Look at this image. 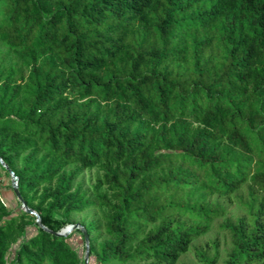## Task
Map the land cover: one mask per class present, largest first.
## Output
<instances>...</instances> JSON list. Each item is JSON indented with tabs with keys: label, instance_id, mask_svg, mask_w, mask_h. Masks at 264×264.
<instances>
[{
	"label": "trees",
	"instance_id": "1",
	"mask_svg": "<svg viewBox=\"0 0 264 264\" xmlns=\"http://www.w3.org/2000/svg\"><path fill=\"white\" fill-rule=\"evenodd\" d=\"M0 43L28 69L0 52V155L44 225L0 200V264H82L55 212L95 206V264H177L243 187L229 264H264V0H0Z\"/></svg>",
	"mask_w": 264,
	"mask_h": 264
},
{
	"label": "rangeland",
	"instance_id": "2",
	"mask_svg": "<svg viewBox=\"0 0 264 264\" xmlns=\"http://www.w3.org/2000/svg\"><path fill=\"white\" fill-rule=\"evenodd\" d=\"M0 52L5 57L4 64L8 65L12 70L15 71V76L18 77L21 73L27 74L28 69L23 65L22 60L9 46L0 43ZM20 163V162H19ZM18 163V164H19ZM103 176V170L99 167L88 168L83 170L75 179V186L81 185L82 189L91 197L95 198V186L98 179ZM0 200L3 201L13 214L24 210L20 200L14 192L12 185L11 174L0 164ZM101 191H107V187L103 186L100 188ZM248 190L247 187H243L236 194L232 196H211L212 202H218L226 208L224 215L218 217L213 224L211 229L206 234L196 239L193 243L191 250L183 254L178 260L177 264H205L200 259L198 253L204 252L210 256H213L218 252V259L214 264H229V256L233 249L232 235L229 229L224 228V225L228 222H237L240 217L246 215V207L244 200L247 199ZM55 216L62 221H69L66 228L71 224H80L83 226L84 223L102 222V209L101 207H91L81 213H73L69 217H65L62 211H56ZM79 227L74 228L68 234L71 233L69 241L79 251L82 256V264H95V258L89 256L87 258V243L80 231L76 230ZM62 229V230H63ZM61 230V231H62ZM75 230V232H74ZM28 232L34 231V227L27 230ZM67 234V235H68ZM101 235V238L105 237L104 228L95 231V235ZM16 245H13V249ZM108 264H121L117 261H111ZM141 264V263H140ZM248 264V263H244Z\"/></svg>",
	"mask_w": 264,
	"mask_h": 264
},
{
	"label": "water",
	"instance_id": "3",
	"mask_svg": "<svg viewBox=\"0 0 264 264\" xmlns=\"http://www.w3.org/2000/svg\"><path fill=\"white\" fill-rule=\"evenodd\" d=\"M0 164L11 174V177H12V185H13V188H14V192L16 194V196L18 197V199L20 200L22 206L24 207V210L27 211V212H30L32 214H34L36 216V221L44 227V225L42 224L41 222V217H40V214L33 208L29 207L28 204L26 203V201L23 199L20 191H19V188H18V179H17V175L15 174V172L6 164V162L4 161V159L1 157L0 155ZM76 227H79L81 229H83L84 233H85V240H86V243H87V251H86V255H87V258L90 256L89 254V238H88V235H87V232L86 230L84 229V227L80 224H71V225H68L66 228H64L62 231H59V232H55L56 234H60V235H67L70 231H72L74 228ZM46 228V227H45ZM48 229V228H46Z\"/></svg>",
	"mask_w": 264,
	"mask_h": 264
},
{
	"label": "built area",
	"instance_id": "4",
	"mask_svg": "<svg viewBox=\"0 0 264 264\" xmlns=\"http://www.w3.org/2000/svg\"><path fill=\"white\" fill-rule=\"evenodd\" d=\"M18 179V178H17ZM0 180H1V178H0ZM18 182V181H17Z\"/></svg>",
	"mask_w": 264,
	"mask_h": 264
}]
</instances>
